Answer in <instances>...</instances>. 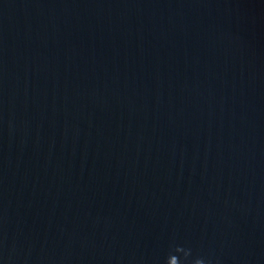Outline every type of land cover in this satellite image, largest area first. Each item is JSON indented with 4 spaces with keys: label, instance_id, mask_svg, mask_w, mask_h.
<instances>
[{
    "label": "water",
    "instance_id": "95a60500",
    "mask_svg": "<svg viewBox=\"0 0 264 264\" xmlns=\"http://www.w3.org/2000/svg\"><path fill=\"white\" fill-rule=\"evenodd\" d=\"M0 264H264V0H0Z\"/></svg>",
    "mask_w": 264,
    "mask_h": 264
}]
</instances>
